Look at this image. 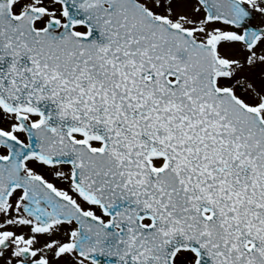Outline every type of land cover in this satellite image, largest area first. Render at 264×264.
I'll use <instances>...</instances> for the list:
<instances>
[{"label":"snow or ice","instance_id":"snow-or-ice-1","mask_svg":"<svg viewBox=\"0 0 264 264\" xmlns=\"http://www.w3.org/2000/svg\"><path fill=\"white\" fill-rule=\"evenodd\" d=\"M0 264H264V0H0Z\"/></svg>","mask_w":264,"mask_h":264}]
</instances>
